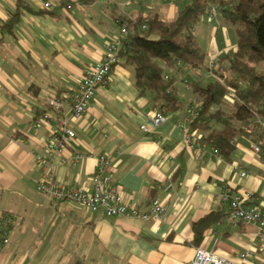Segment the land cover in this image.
<instances>
[{
  "label": "crops",
  "instance_id": "1",
  "mask_svg": "<svg viewBox=\"0 0 264 264\" xmlns=\"http://www.w3.org/2000/svg\"><path fill=\"white\" fill-rule=\"evenodd\" d=\"M23 2L27 6L0 0V228L11 239L0 244V264H72L71 258L90 261L93 255L107 264H190L199 246L241 264H264L254 223L232 225L223 215L206 228L199 244L193 242L192 227L211 211L225 212L219 198L225 187L232 194L251 192L264 207V157L254 150L257 143L239 137L229 158L215 155L209 142L188 147L183 139L187 105L167 113L154 131H144L140 124L156 107L154 93L139 94L134 66L123 59L107 84L96 87L84 115L71 121L77 136L54 157L55 176L65 184L92 187L98 155L107 154L112 180L128 201L147 211L157 198L163 216H107L37 190L42 171L33 153H46L49 126L33 123L49 108V98L72 95L83 68L99 61L105 41L119 32V20L129 30L130 19L148 12L171 19L177 6L167 0H74L66 9L62 0ZM15 14L10 30L5 23ZM218 21L219 28L209 18L194 27L209 60L236 49L226 22ZM176 85L190 102L188 87ZM76 152L85 156L74 160ZM244 252L251 256L242 259Z\"/></svg>",
  "mask_w": 264,
  "mask_h": 264
},
{
  "label": "trees",
  "instance_id": "2",
  "mask_svg": "<svg viewBox=\"0 0 264 264\" xmlns=\"http://www.w3.org/2000/svg\"><path fill=\"white\" fill-rule=\"evenodd\" d=\"M174 2L177 11L171 19L148 12L145 27L143 16L128 21L130 29L123 38L119 58L134 66L139 94L153 92L154 104L165 114L199 100L190 129L198 130L202 139L217 147L222 156L229 158L236 140L247 136L259 145L264 157V0ZM212 3L218 4L222 20L232 24L236 32V49L212 60L213 71L223 81L201 77L200 70L208 67L210 60L194 31ZM17 6L27 4L17 0ZM13 16L5 23L10 30L17 20V14ZM185 78L193 96L188 103L180 97L176 85L177 81L184 83ZM228 87L236 93L234 101L225 97ZM223 215V211H211L195 220L193 242L199 244L206 228Z\"/></svg>",
  "mask_w": 264,
  "mask_h": 264
},
{
  "label": "built area",
  "instance_id": "3",
  "mask_svg": "<svg viewBox=\"0 0 264 264\" xmlns=\"http://www.w3.org/2000/svg\"><path fill=\"white\" fill-rule=\"evenodd\" d=\"M66 9H70L74 0H62ZM174 2L175 0H167ZM46 7H51L49 1H45ZM218 4L212 3L207 7V16L210 20L216 21L218 28L221 26L218 21ZM148 15H143V27L147 21ZM119 32L105 41L104 53L99 61L90 63L82 71L81 79L78 86L70 96H58L49 98V108L40 112L33 125L37 126L46 122L49 126L48 133L44 138L45 154L34 152V158L37 166L41 169L42 174L37 182V190L48 199L67 200L79 204L91 212H101L104 215H132L143 218L153 217L160 219L163 216L164 206L159 199L154 198L151 201V207L147 211H141L136 204L128 201L127 194L112 180L111 158L107 154L98 155V164L90 180L92 187L87 185H72L59 182L55 176L54 157L62 154L68 147L69 143L76 139V131L72 125V120H76L84 115L91 99L94 96L97 86L106 85L112 68L119 62V51L121 49L123 38L128 33V25L120 21ZM213 62L210 60L209 66L202 68L201 77L209 80L223 81V77L212 69ZM188 87V79L184 80ZM225 97L234 101L237 96L235 91L227 88ZM68 108L65 110V107ZM199 103L192 104L188 107L186 120L192 122L197 115ZM166 114L157 106L154 107L147 115L146 122L140 124V128L146 132L154 131L159 124L166 120ZM183 139L186 145L194 148L200 144L202 134L197 130L190 129L189 125L184 127ZM256 152L260 151L258 144L253 146ZM213 152L218 157L221 155L218 148L213 145ZM84 153L76 152L73 155L74 160H80ZM242 175L246 174L245 170L241 171ZM220 201L226 203L225 219L232 225L240 222L254 223L257 226L258 247L260 252L264 253V207L256 202V197L251 192L241 194H232L230 187H225L220 193ZM0 228V244L7 246L11 239ZM251 256L250 252L241 254V258ZM190 264H241L225 256L219 255L199 246Z\"/></svg>",
  "mask_w": 264,
  "mask_h": 264
},
{
  "label": "rangeland",
  "instance_id": "4",
  "mask_svg": "<svg viewBox=\"0 0 264 264\" xmlns=\"http://www.w3.org/2000/svg\"><path fill=\"white\" fill-rule=\"evenodd\" d=\"M207 18H208L207 15L206 14H203L200 17V20H206ZM218 19L222 20L219 12H218ZM225 26L230 29V32H232L233 33V36L236 38V32H235L234 26L232 24H229V23H225ZM262 66H263V64H262ZM71 260L73 262H75L76 264H107L105 262V260L101 256H95V255H93V258L90 259V261H87L85 259L84 260H81L80 258H71ZM75 263H72V264H75Z\"/></svg>",
  "mask_w": 264,
  "mask_h": 264
}]
</instances>
